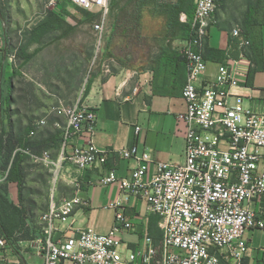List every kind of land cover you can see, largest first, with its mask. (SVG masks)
I'll list each match as a JSON object with an SVG mask.
<instances>
[{
	"label": "built area",
	"instance_id": "1",
	"mask_svg": "<svg viewBox=\"0 0 264 264\" xmlns=\"http://www.w3.org/2000/svg\"><path fill=\"white\" fill-rule=\"evenodd\" d=\"M59 1L51 0L50 5ZM71 2L99 14L94 25L98 58L111 0ZM218 3L195 0L191 37L180 50L187 66L182 92L186 110L178 116L186 125L184 162H157L156 172L147 181L153 158L147 150L134 146L120 151L125 159L137 162L129 177H119L110 170L99 180L104 186L118 183L123 195L146 204L148 217L160 218V242L146 231L137 248L130 249L123 243L121 235L134 231L135 222L120 207L121 201L110 206L115 216L107 233L77 225V210L89 207L81 197L80 173L104 166L111 153L95 145L98 116L83 104V87L75 104L50 110L66 119L59 156L52 159L48 152L42 157L32 155L34 162L50 166L53 174L54 188L49 206L40 216L38 232L34 239L19 242L20 255L13 249L12 240L0 233V264H23L21 255L27 252L41 258L36 264H243L249 249L247 231L264 230V214L252 209L264 196V113L232 92L253 65L244 52L221 64L214 79L205 78L204 53L209 29L217 23ZM5 30L2 20L0 57L5 52ZM231 34L237 37L239 30L233 29ZM11 60L15 61V54ZM113 65L107 64L105 72L112 73ZM46 124V119L34 120L31 136ZM135 132L139 134L141 128L136 127ZM74 138L81 142L67 152ZM17 151L30 154L20 148ZM8 173L0 171V188ZM60 184L70 187L73 195L59 198Z\"/></svg>",
	"mask_w": 264,
	"mask_h": 264
},
{
	"label": "crops",
	"instance_id": "2",
	"mask_svg": "<svg viewBox=\"0 0 264 264\" xmlns=\"http://www.w3.org/2000/svg\"><path fill=\"white\" fill-rule=\"evenodd\" d=\"M228 1L238 4V14H234L233 22L225 19L226 14L219 16L220 8L226 11ZM124 6L132 10L134 3L122 0L112 7L100 47L101 60L92 69L88 66L96 52L94 25L97 21H92L91 15L79 12L69 0H61L43 13L12 47L5 30V52L0 57V132L21 136L33 130L34 120L46 119L47 124L31 138L40 147H49L43 150L36 146L33 150L40 154L39 157L48 152L56 159L62 148V144L57 145V139L64 133L66 119L51 112L52 107L38 117V106L73 105L85 87L83 104L95 110L98 116L95 145L111 153L104 166L80 173L81 197L89 202V207L79 210H112L115 216V210L110 206L121 201L120 207L135 222V230L123 233L121 239L128 248L135 249L141 244L144 233L150 234L152 216L148 217L146 204L136 197L123 195L118 183L104 186L99 180L110 170L116 171L119 177H129L137 162L125 159L120 151L134 146L140 151L147 150L153 158L147 181L156 172L157 162H184L186 125L178 116L186 110L182 92L187 80V66L180 54L184 40H165L163 18L146 12L141 26L136 29L129 20L126 25L118 21V9ZM246 11V0H227L225 5L219 2L215 14L217 23L209 29L206 49L221 50L227 57L234 58L230 49L231 33L235 28L240 29ZM55 17L62 19L58 29L51 24ZM181 22L191 23L185 14L181 16ZM259 35L263 44L258 54L259 64L252 63L247 77L242 78L240 86L232 88V92L243 96L248 105L264 113V28ZM13 54L15 61L11 60ZM112 63V73H106L105 66ZM221 64L215 60L207 61L205 78L214 79ZM16 105L32 107L24 112L22 108L15 109ZM136 127L141 128L139 134L135 132ZM78 142L81 141L72 139L66 151L70 152ZM7 172L9 170L4 173ZM8 188L11 200L20 207L19 186L9 183ZM252 209L264 214V196L252 205ZM114 216L103 233L112 228ZM27 225L32 229L29 220ZM33 230L37 233L38 227ZM245 237L249 249L243 264H264V230L249 229ZM23 259L25 264L41 261L32 252L24 253Z\"/></svg>",
	"mask_w": 264,
	"mask_h": 264
},
{
	"label": "trees",
	"instance_id": "3",
	"mask_svg": "<svg viewBox=\"0 0 264 264\" xmlns=\"http://www.w3.org/2000/svg\"><path fill=\"white\" fill-rule=\"evenodd\" d=\"M120 1L122 0H113L111 2V11L112 7H116ZM126 1L134 3V8L130 10L124 6L118 9L117 18L123 25H126L127 20H129L128 23L133 24V27L138 29L147 12L153 17L164 19L165 33L167 34L165 40L176 39L185 41L191 37V23H182L181 16L185 14L192 21L196 9L195 0ZM226 1L219 0L223 5L226 4ZM246 4L247 11L241 21L239 35L237 37L232 36L230 39L231 56L236 59L244 52L254 65H258V54H260L263 48L259 32L264 28V0H246ZM77 10L87 16L91 15L93 17L92 21L99 19V14L97 13H92L79 7H77ZM3 13L0 7V21L3 20ZM51 24L54 29H58L62 24V19L55 17L51 20ZM247 41L249 45H243ZM204 57L207 61L215 60L222 64L229 59L226 52L209 50L208 48L205 50ZM182 58L184 59L183 56ZM30 133V131L25 132L19 136L14 132H0V162L2 166L0 171L4 173L6 170H9L7 182L16 183L19 186L21 194L25 181V162L27 160L33 161L32 155L39 157L40 154L33 150L36 146L43 150L49 147V145L40 147L36 140H32ZM63 139V135L60 134L57 139V145H61ZM19 148L29 151L30 154L17 151ZM27 220V211L23 208L22 203L20 207L16 206L10 198L8 185L3 186L0 189V233L12 240L13 249L18 254L20 253L19 242L32 240L36 235V231L28 227ZM159 223L160 218L158 216H152L149 222L150 236L156 242H160L163 236ZM21 259L23 264H25L22 255Z\"/></svg>",
	"mask_w": 264,
	"mask_h": 264
},
{
	"label": "rangeland",
	"instance_id": "4",
	"mask_svg": "<svg viewBox=\"0 0 264 264\" xmlns=\"http://www.w3.org/2000/svg\"><path fill=\"white\" fill-rule=\"evenodd\" d=\"M51 0H0V7L3 10V19L6 23V33L11 41V47L17 43L19 36H24L28 31L31 24L36 22L43 13L48 11L52 6ZM113 0H111L112 2ZM69 2L73 4L70 0ZM228 7L226 11L220 8L219 16L226 14L225 19L233 22L235 15H237L238 4L227 2ZM74 5V4H73ZM76 8L77 6L74 5ZM225 12V13H224ZM1 19V18H0ZM22 33L19 34V31ZM101 57L96 58V52L90 60L88 69H92L95 65L99 64ZM29 105H16L15 109L22 108L27 111ZM53 108L54 106H38V117L44 115L46 109ZM0 168H2L0 164ZM25 168V181L22 186V206L27 211V218L32 228L38 227L39 219L44 213L50 202V196L53 190V174L50 166L45 163H36L32 160H27L24 164ZM9 183L7 180L1 185V188ZM0 188V189H1ZM57 195L59 198L71 197L73 191L70 187L60 184L58 187ZM114 211L104 209H92L90 211L79 210L76 214L78 226L93 228L98 233H103L109 227L113 219ZM25 246V245H23Z\"/></svg>",
	"mask_w": 264,
	"mask_h": 264
}]
</instances>
